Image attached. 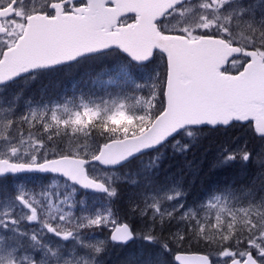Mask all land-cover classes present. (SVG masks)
<instances>
[{"label": "rangeland", "instance_id": "obj_1", "mask_svg": "<svg viewBox=\"0 0 264 264\" xmlns=\"http://www.w3.org/2000/svg\"><path fill=\"white\" fill-rule=\"evenodd\" d=\"M53 1L58 0H22V13L9 16L10 30L0 35V58L2 51L22 34L24 19L46 11ZM11 2L4 0L8 6ZM204 3L207 0H192L190 6L177 9L178 15L168 19L165 26L183 33L178 36L193 40L203 36L200 32L205 23L213 29L219 26L221 34L225 26H230V39L238 45L246 48L254 38L257 45L261 43L264 0H230L223 8L212 4L208 9L203 7ZM130 21L129 18L125 22ZM256 52L259 53V48ZM104 54L108 55L98 60H106L105 67L99 70H90L91 59L96 57L93 56L0 87V160L36 164L72 156L89 162L96 157L93 153L101 145L102 137H130L150 125L152 121L138 117H143L146 110L144 99H151L150 93L155 91L157 74L163 78L164 66L159 61L136 66L118 51L100 55ZM239 67V60L232 62L234 70ZM114 103L124 105V110L117 112ZM82 104L95 108L98 115H83ZM102 126L108 128L101 130ZM177 139L179 144L168 143L118 169H103L89 163L87 175L107 186L108 193L114 190L115 196L85 193L57 177L25 175L0 179V264H39L40 260L46 264H108L114 254H118L115 264H129L130 257H136L135 264H144L149 256L153 264H171L173 252L158 248L144 237L154 223L162 227L159 216L153 219L154 214L163 215L162 209L177 213L171 220L164 217L163 226L174 221L173 234L169 233L171 241H177L175 233L180 231L201 239L209 249L206 253L218 252L220 245L237 251L251 247L249 237L255 238L257 231L264 232V142L244 128L229 146L219 148L214 153V164L226 148L234 151L246 144L252 159L237 161L241 167L253 165L247 170L254 180L242 183L245 184L242 187L232 181L218 188L206 186L193 173L185 172L183 168L190 163L183 158L176 157L165 167L167 156L175 157L181 151L187 156L190 147L187 151L183 148L189 139L183 134ZM196 157L192 152V158L196 160ZM214 164L210 161L206 165L212 169ZM242 179L239 173L235 180ZM107 207L114 210L113 221L103 222V226H88L89 219H95L94 214ZM181 207L193 218L199 215L202 235L195 226L188 227L190 221L180 219ZM130 212L140 214L130 218L137 223L140 236L128 246L110 243L109 233ZM137 218L146 222L141 224ZM226 235L233 239L225 243L222 236ZM239 237L243 243L237 246L234 241ZM97 248L101 251L97 252Z\"/></svg>", "mask_w": 264, "mask_h": 264}, {"label": "water", "instance_id": "obj_2", "mask_svg": "<svg viewBox=\"0 0 264 264\" xmlns=\"http://www.w3.org/2000/svg\"><path fill=\"white\" fill-rule=\"evenodd\" d=\"M87 8L73 15H63L58 6L53 18L32 16L27 19L23 35L14 47L3 52L0 61V87L37 70H47L111 50L129 60L127 53L140 57L131 61L145 65L154 50L169 55V82L167 87L168 114L153 120L144 132L123 138L126 146L112 145L90 163L103 169H117L111 163L113 150L135 158L148 153L143 149L153 141L178 129L195 124L226 120L255 122L257 131L264 132V64L255 52L238 76L225 75L221 69L230 57L240 53L238 47L215 37H200L188 41L179 36L161 37L154 21L175 0H87ZM111 3V7H105ZM135 13V23L119 27L121 18ZM4 31L0 30V34ZM130 61V60H129ZM134 158V159H135ZM86 162L73 157H60L40 164H15L0 160V178L18 175H49L62 178L82 191L105 194L106 186L87 176ZM125 223L114 228L123 227ZM110 241L111 236H109ZM133 240L127 242V245ZM113 243V242H112ZM180 254L183 264H206L200 253ZM173 260L176 264L175 255ZM239 264V260L235 262ZM244 264H255L249 256Z\"/></svg>", "mask_w": 264, "mask_h": 264}, {"label": "snow or ice", "instance_id": "obj_3", "mask_svg": "<svg viewBox=\"0 0 264 264\" xmlns=\"http://www.w3.org/2000/svg\"><path fill=\"white\" fill-rule=\"evenodd\" d=\"M22 0H12L9 6L15 8L19 4H21ZM230 0H207V3H204L203 7L205 9H208L210 5L215 4L219 8H223L226 6L227 3H229ZM192 3V0H175L174 3L167 6V10L164 11L162 14H159L158 19L154 21L157 30L160 33L161 37H169L173 35H182L179 30L169 29L165 26L166 21L168 19H171L178 15L177 9H184L185 6H190ZM79 6H86V0H82V5H78L76 0H71V3L66 5V10L71 11L73 8L79 7ZM4 8V0H0V11H2ZM54 14V8L53 13ZM133 17L135 16V13L132 14ZM207 20V17H205ZM135 23V19H133L130 24H126L123 27L128 28L132 24ZM199 31V30H197ZM201 35L205 37H215V38H223L225 40H228L233 47H239V45L235 41H231L230 34H231V27L225 26V31L223 34H221L219 30V26L217 28L213 29L208 26L207 23L204 24V30L200 32ZM259 38L261 40V43L257 45L256 39H253L252 44L248 45L243 51L244 53L256 51L257 48H259V54L264 55V31H261L259 34ZM129 56V60L131 61H140V57L135 56L134 54L127 53ZM169 55L168 53H165L164 51H161L159 49L154 50L152 52L151 57L146 61L147 63H152L154 61H159L164 66V75L163 78L160 77L159 74H157L156 77V83L153 85L155 91L150 93L151 99L145 98L144 103L147 106L146 110L143 113V117H138L140 119H147L149 121H158L161 118L165 117L169 112V104L167 100V87L169 82ZM253 57L251 55L241 56L240 53H237L230 57V62L239 60L240 67L238 69H235L231 72L227 71L228 65H225L224 69H221V71L225 75L230 76H238L246 67L248 64L252 62ZM159 101L157 104L156 101ZM82 107L84 109L83 115L95 117L98 115V112L95 108L89 107L87 104H82ZM114 107H116V111L120 112L124 110V105L116 106L114 103ZM156 110L155 115H153V111ZM77 118H80V114H77ZM240 126L242 128L250 129L254 136L258 137L262 142H264V132L257 131V128L255 126V122L251 119L248 120H226L220 124H217L215 122L212 123H204V124H195L191 126H187L185 128L178 129L177 131L169 133L167 136H163L158 140L153 141L152 144L147 145L143 151L146 152H153L158 151L159 149L163 148L164 145L174 142L175 144H179L180 140L177 139L178 134L185 135L189 141H192V138L197 131H203L205 129H210L212 131H228L232 127ZM147 130V129H145ZM112 145H124L126 146L123 139L117 138L115 136L110 137L109 141L104 142L102 145H97L95 152L93 153V156H98L101 154L105 149L112 148ZM190 147V143H186L184 145L183 150L187 151ZM113 159L111 160V163L114 165H119L120 163L124 162L128 159H134L135 154L132 155H122L116 152V150H113ZM252 153L247 150L246 144L239 149H236L234 151H230L227 148L223 151L221 158L218 160L216 164L213 165V167H221L226 166L230 163L235 162L237 159L242 161H249L252 159ZM157 160L160 159V155H157ZM110 196H115V191L112 190L108 193ZM155 213V210H152ZM162 216L157 213L153 215V219H157L159 216V223L161 226H163L165 220L164 217H166L168 220H171L175 218L177 213L172 210L169 212L168 210H161ZM148 213L141 212V215H147ZM95 219H89L88 226H103V222H112L114 219V210L111 207H107L104 209L99 210L95 214ZM179 217L181 220L190 221L188 227L191 228L195 226V229L198 233L202 235L201 231V223L200 217L197 214L195 218L190 213H186L183 210V207H181V211L179 213ZM34 219V217H33ZM118 223V222H117ZM253 225H255V221H253ZM109 235L111 236V240L115 244H126L127 242L133 240L134 238H137L140 236V233H138L135 229L132 228L131 225L125 223L123 227L114 228ZM145 238L150 239L153 243H157L158 241L153 236L151 232L144 234ZM253 238L252 236L249 237L248 243L252 245L251 247H247L244 249H240L237 251L235 248L231 247H225L224 245L219 246L218 252H212V253H205V260L206 264H235L237 259L239 260V264H244L245 259L247 257H251L252 260L255 262V264H264V232L257 231L255 232ZM67 238V237H66ZM177 242L179 243L180 240L184 239V235L182 232L177 231L175 233L174 237ZM205 240H208L209 238L207 236H203ZM233 237L225 236L224 240L225 243L232 240ZM235 244L238 246L243 241L240 239H235ZM103 243V242H102ZM162 248L167 249V244H162ZM97 252H100L101 249L97 248ZM176 258V264H183V261L181 259V256L179 253H174ZM215 257V260L213 259ZM35 259L34 257L32 258ZM136 257H130L129 258V264H135ZM39 264H46V261L40 260ZM144 264H153V261L151 259V256H149L145 261Z\"/></svg>", "mask_w": 264, "mask_h": 264}, {"label": "trees", "instance_id": "obj_4", "mask_svg": "<svg viewBox=\"0 0 264 264\" xmlns=\"http://www.w3.org/2000/svg\"><path fill=\"white\" fill-rule=\"evenodd\" d=\"M241 48L245 49V47L242 45H241ZM107 55L108 54L93 57L91 59L92 63L90 64V70L94 71V70H99L100 68H104L106 60H98V59L103 58ZM233 70L234 69L232 68V64H230V66L227 68V71L231 72ZM155 112L156 111L154 110V114ZM107 128L108 127L102 126L101 130H106ZM243 129L244 128L240 126H236V127L230 128L228 131H223V130L212 131L210 129H205L203 131H197L195 132L192 138V141L186 142V143H190V149L188 150L187 156L184 155L185 153L183 151H181V153H178L175 157L172 155L167 156L163 164L165 165V167L170 166L172 162L174 161V158L180 157V158L185 159V161L188 162V164L190 163L189 167L188 165H186L185 168H183L185 172L188 171L190 173H193L197 181L201 180V183H203L206 186L215 185V186H218V188H221L222 185L226 183H230L232 181L235 182L236 186L245 185L242 183H248L250 180L251 181L254 180L250 176H248L249 171L247 170V169H251L253 165L247 168L241 167L237 160L233 162L232 164L230 163L224 166L222 170H218L217 167H212L211 169V165L209 166L206 165L210 161H212L214 164V153L218 152V149L221 147L229 146L233 142V140L237 136H239V134L242 132ZM110 137H113V136L102 137L101 140L99 141V144L102 145L104 142L109 141ZM254 137L258 138L256 136ZM192 152L197 154L196 160L195 158H192ZM204 152L205 153L207 152V154L201 155ZM200 156H202L203 158H200ZM205 159H209V160L205 161ZM162 167L163 165H161L160 168ZM239 173H241V175L243 176L242 181L235 180L236 176ZM251 174L254 175V173H251ZM9 178H12V177H5L1 179L6 180ZM136 214L140 217V214L138 212L137 213L130 212L126 216H124L123 219H121L122 222L120 223H127L131 225L132 228L137 231V223L134 220L130 219V218H134ZM138 221L141 222L142 224L146 222V219H138ZM174 227H175L174 221H171L169 224L165 223V225L160 228H158L157 224L154 223L153 227L151 228V233L153 234V236L156 238L157 241L159 240V242L155 243V246H158V248H162V244H167L168 249H170L173 253L175 252H195V253L205 254L206 251L209 250L207 247L204 246L205 243L203 245L201 239H198L193 234H185L184 239L180 240L179 243L177 241H173V240L171 241L170 237L172 235H169V233L172 232L173 234ZM183 231L185 233H188V229H184ZM223 238L224 236H222V239ZM135 241H136V238L134 239L133 242ZM161 241L163 242L159 244ZM111 258L113 259H111L108 264H115V262L116 263L118 262V254L116 255L114 254ZM105 264L107 263L105 262ZM171 264H174L173 260L171 261Z\"/></svg>", "mask_w": 264, "mask_h": 264}, {"label": "flooded vegetation", "instance_id": "obj_5", "mask_svg": "<svg viewBox=\"0 0 264 264\" xmlns=\"http://www.w3.org/2000/svg\"><path fill=\"white\" fill-rule=\"evenodd\" d=\"M66 0H58V1H53V3L51 2L50 3V5H48V7H47V10L46 11H44V12H42V13H35V14H45V15H48L49 17L50 16H53V10L51 9L52 7H54V6H56V5H54V4H56L55 2H57V3H63L62 4V11L64 12V13H72L75 9H77V8H81V7H83V6H79V7H77V8H73L71 11H67L66 10V5H68V4H70L71 2H65ZM76 2H77V4L78 5H82V0H76ZM8 3H4V8H3V10L2 11H0V13H2L3 15H10V16H17V15H20L21 13H22V11H23V8H22V5H23V3H21V4H19L17 7H15V8H13V7H11V6H8L7 5ZM34 14V13H33ZM33 14H31V15H33ZM27 18V17H26ZM26 18L24 19V26H23V29H24V27H25V25H26V23H25V20H26ZM133 19H131V21H132ZM130 21V22H131ZM0 23H1V25L6 29V34L8 33V31L10 30V18L9 17H4V18H2L1 20H0Z\"/></svg>", "mask_w": 264, "mask_h": 264}, {"label": "bare ground", "instance_id": "obj_6", "mask_svg": "<svg viewBox=\"0 0 264 264\" xmlns=\"http://www.w3.org/2000/svg\"><path fill=\"white\" fill-rule=\"evenodd\" d=\"M180 189H181V188H180ZM78 207H79V206H78ZM11 232H12V231H11ZM21 237H22V236H21ZM134 239H135V238H134ZM134 239H133V241H134ZM133 241H132V242H133ZM132 242H131V243H132ZM143 242H144V241H143ZM11 244H12V243H11ZM106 248H107V247H106ZM123 254H124V253H123ZM162 257H163V256H162ZM104 260H105V259H104Z\"/></svg>", "mask_w": 264, "mask_h": 264}]
</instances>
